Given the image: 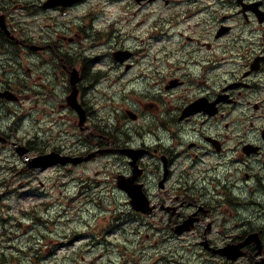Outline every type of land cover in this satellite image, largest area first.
<instances>
[{"label": "flooded vegetation", "instance_id": "flooded-vegetation-1", "mask_svg": "<svg viewBox=\"0 0 264 264\" xmlns=\"http://www.w3.org/2000/svg\"><path fill=\"white\" fill-rule=\"evenodd\" d=\"M243 1L249 13L241 14L239 7L242 22H232L236 19L225 14L220 22H190L194 25L188 23L186 29L182 24L187 22L157 25L162 36L173 30L185 43H177L179 50L164 51L171 54L173 64L162 79L159 109L153 115L159 142L145 143L149 154L142 159H155V169L139 161L145 193L158 207L152 216H159L164 229L188 224L189 231L180 238L191 236L212 257L231 241L242 244L249 234L259 235L260 246L241 248L243 256L235 263L215 258L222 264H260L264 259V22L256 17V12L264 11V0ZM0 37L5 38L1 32ZM19 44L16 39L15 57ZM49 48L51 59L55 46L48 44ZM3 55L0 51V63ZM173 81L175 87L169 89ZM7 89L15 92L0 84V91ZM200 100V107L184 115L189 105ZM99 144L112 146L103 140ZM150 172L155 178L151 181ZM231 234L239 239L230 238ZM259 247L262 257L257 256Z\"/></svg>", "mask_w": 264, "mask_h": 264}, {"label": "rangeland", "instance_id": "rangeland-1", "mask_svg": "<svg viewBox=\"0 0 264 264\" xmlns=\"http://www.w3.org/2000/svg\"><path fill=\"white\" fill-rule=\"evenodd\" d=\"M89 1L88 5L83 6L82 4L76 8L73 11V17H77L80 14L79 12L90 6L94 5V7L99 8L104 3L109 2V0ZM127 1L123 0V3L126 4ZM184 1L186 0H172V2H176L175 6L157 3L143 10L138 9L131 2L129 18L127 17L125 22H129V20H132L131 22L141 21L139 23L178 22L170 16V14H178L180 22H187L182 24V29H186L188 23L194 25L195 22H205L207 20L205 14H207L210 6H213L214 18L219 17L223 12L221 9L223 0H198L197 7ZM202 4H205V7L201 6ZM193 8L202 9V14H193L190 19L186 18L190 14L188 10L194 12L190 10ZM231 8V10L230 8L227 9V11L229 10L228 13L236 16L233 6ZM217 10L219 11L217 12ZM167 14L169 16L164 18ZM53 15L57 16V13L55 12ZM104 15L105 17L99 23L101 25L113 19L114 16L119 20L124 17L119 5L107 8ZM47 16L48 13L42 12L40 21H38L41 22L38 25V31L43 37L37 33L34 46H40V48L47 45L44 39L46 37L45 30L47 29L46 22H48ZM65 20H67V17ZM88 21L86 20L84 23L86 27L93 22V20ZM190 22L194 23L191 24ZM52 24L55 25L56 22ZM95 25L99 28L98 24ZM148 25L145 27L147 28ZM97 28L93 29L91 27V37L99 32ZM63 30H65L64 27ZM85 31L83 29V32ZM77 33L75 32L74 35L67 34L66 36L72 37ZM61 34V28L55 25L53 28V41L55 44L59 41ZM171 35L173 36V34ZM110 42L111 38L109 36H94L93 43L98 44L96 50H100L101 46L104 47ZM55 44L54 46L58 45ZM145 44L143 45L144 49L150 50V57L154 56L157 46L148 45L149 41ZM125 46L141 48V45L134 41H127ZM64 48H69V46L65 44ZM37 53V63L28 62V65L24 64L21 76L30 78L32 82L47 79L50 84L53 79L55 83H52V86L49 84L50 87L40 93L37 104L42 102L52 104V108H48V115L51 113L56 116L57 112L63 115L52 127H49L48 120L46 130H42V133L38 137L36 136L35 139L28 133L34 126L30 118H27L26 123H22L21 130L16 134H12L14 138H10V141L0 142V216L3 220H8L5 229L9 233L13 232L15 234V239L6 243V246L12 247L11 249L15 253V255L9 256L11 261L9 264H182L180 258L191 259L194 260L193 264H198L197 256L192 255V252L186 247L187 244L182 243L177 247L175 242L164 241V237L141 223V220L132 219L129 214L131 209L127 202L128 199L116 189L114 182L117 173L123 171L124 165L122 168L120 167L122 165L121 161L124 160L123 157L98 156L92 158L86 164L73 166L69 170L52 166L43 171H27L25 156L32 158L44 155L62 148V145L66 143H69V147L72 148L73 144L78 141L75 134L68 135V131L64 132L62 130V128L68 130V127L69 130H73L72 125L68 122L78 125V118L75 121L72 114L67 115L68 113L63 111L65 107L62 108L59 103L70 87L68 75L61 71L64 61H59L60 71L55 66L56 61L44 67L42 63L43 60L48 58V53L44 49L39 50ZM53 53L56 54L57 52L53 51ZM110 55L100 63L98 62L97 68H109L107 65L111 63L110 60L112 59V55ZM82 68L83 63H80L77 65L76 70L80 73ZM72 69L73 67L68 68L69 71ZM121 69L122 67L118 65L114 67L113 76L115 78L114 80H108L111 84H116L118 78L114 89H103V91L99 89L96 90L94 95L85 92V98H88L87 101L94 100L92 103L95 110L98 111V115H104V119L111 113H113V117L118 119V114L123 113L130 106L139 107V100H143L146 104L150 101L151 95L161 93L158 82L164 78L161 77L162 75H150L153 80L149 84H153V87L149 91L144 84L136 88L128 87L126 89V81L130 78H136L140 69H135L129 74L123 68L125 76L122 75ZM54 72H57L56 75ZM67 79L68 81H66ZM108 81H103V83ZM111 84L107 83L110 86ZM15 88L18 89L20 86L18 85ZM147 95L150 97H143ZM26 99H32V96H28ZM23 107H25V111L21 115H25L29 111L30 104L26 103L22 106V109ZM114 108L118 109V112H115ZM0 113L4 115V112L1 111ZM95 121L96 119H93L90 123L91 130L87 129L85 133L86 135L90 133L91 139L93 138ZM11 129L12 127L9 124L0 121V130L9 134ZM105 137L101 136V139L110 141ZM33 140L35 142L32 143L31 147L28 143ZM120 142L123 143L124 141ZM23 147L31 151L28 155L21 157L17 150L21 148L22 151L24 150ZM99 181L107 183V188L106 186L98 187L96 183L99 184ZM83 185H89L93 189L87 193V190H81ZM81 191L82 193H80ZM44 204H47L48 207L46 208Z\"/></svg>", "mask_w": 264, "mask_h": 264}, {"label": "water", "instance_id": "water-1", "mask_svg": "<svg viewBox=\"0 0 264 264\" xmlns=\"http://www.w3.org/2000/svg\"><path fill=\"white\" fill-rule=\"evenodd\" d=\"M70 0H61L57 4H68ZM62 163H67L69 160L67 159H59ZM43 163L39 166L46 167L49 164L48 160H43ZM120 187L129 192L131 197L133 198L132 205L138 211H146L147 202L144 199V195L140 187H135L132 184H128L126 181L120 183Z\"/></svg>", "mask_w": 264, "mask_h": 264}, {"label": "trees", "instance_id": "trees-1", "mask_svg": "<svg viewBox=\"0 0 264 264\" xmlns=\"http://www.w3.org/2000/svg\"><path fill=\"white\" fill-rule=\"evenodd\" d=\"M0 261H1V258H0Z\"/></svg>", "mask_w": 264, "mask_h": 264}]
</instances>
